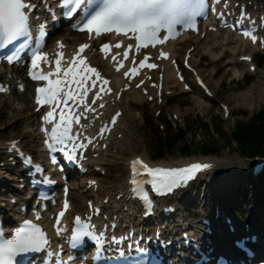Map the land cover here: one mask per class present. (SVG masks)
I'll list each match as a JSON object with an SVG mask.
<instances>
[{
  "label": "rangeland",
  "instance_id": "obj_1",
  "mask_svg": "<svg viewBox=\"0 0 264 264\" xmlns=\"http://www.w3.org/2000/svg\"><path fill=\"white\" fill-rule=\"evenodd\" d=\"M264 69L262 70V76H260L259 81H257V84L254 88L251 89L250 86L247 85H237L235 83H231L230 85L227 84L224 86L223 90H221L222 94L216 95V97H221L222 100L227 102L229 104V108L232 111V114L229 119L225 120L223 122V125L226 128H231L234 123L237 120H248L251 118V116L257 112L260 108L264 107ZM250 90V91H249ZM250 92L249 96H246L245 94L247 92ZM192 102H189L190 105L186 107L183 106L182 110L184 113H189V118L191 119V124H193V128H199L200 124H198V120H207L211 118L214 114H217L219 112V109L217 108L216 101L214 99L211 100V104H207L208 106H203L202 104L198 103L195 104L193 100ZM186 104V103H185ZM242 109V110H241ZM238 110L245 111L243 114H239ZM197 132L199 134H196L194 137L190 134H186V139L188 140H194L198 139L200 137H205L203 129H198ZM208 139L212 140L211 137ZM206 141V140H205ZM140 142L144 143V140H138L134 143V145H138V149H141L142 146H140ZM219 142V141H218ZM228 143L226 142L225 145L221 146V152L226 154V150L228 147ZM231 157V156H230Z\"/></svg>",
  "mask_w": 264,
  "mask_h": 264
},
{
  "label": "bare ground",
  "instance_id": "obj_2",
  "mask_svg": "<svg viewBox=\"0 0 264 264\" xmlns=\"http://www.w3.org/2000/svg\"><path fill=\"white\" fill-rule=\"evenodd\" d=\"M236 73H237V71H236ZM249 91L245 94L246 96H249L250 95V92ZM135 98L138 99V100H141V97H139L137 94L135 95Z\"/></svg>",
  "mask_w": 264,
  "mask_h": 264
}]
</instances>
